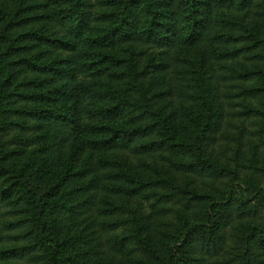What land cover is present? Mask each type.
Instances as JSON below:
<instances>
[{"label":"trees","instance_id":"obj_1","mask_svg":"<svg viewBox=\"0 0 264 264\" xmlns=\"http://www.w3.org/2000/svg\"><path fill=\"white\" fill-rule=\"evenodd\" d=\"M0 264H264V0H0Z\"/></svg>","mask_w":264,"mask_h":264}]
</instances>
